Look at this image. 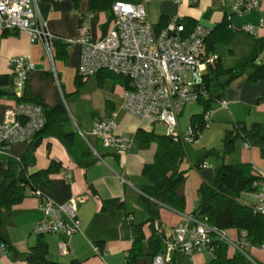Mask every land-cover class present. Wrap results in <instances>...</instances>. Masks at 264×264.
<instances>
[{
	"label": "crops",
	"instance_id": "crops-1",
	"mask_svg": "<svg viewBox=\"0 0 264 264\" xmlns=\"http://www.w3.org/2000/svg\"><path fill=\"white\" fill-rule=\"evenodd\" d=\"M109 1L110 4L113 1L143 2L149 21L157 29L163 28L172 18L209 29L212 36L204 44L203 54L208 57L215 56L221 68L222 56L219 48L232 45L238 33H242V27H260L258 37L254 38L264 37V0H259L257 10L243 17L231 15V0H197L195 5L189 0H183L178 5L170 0ZM36 6L39 19L61 41L53 44L50 60L43 46L31 43L27 34L0 30V76L7 77L9 82L7 86L0 87V122L7 110L24 103L19 102L23 95L36 98L47 108H53L60 102L64 104L68 114L65 130L72 133L73 143L68 147L61 138L44 135L34 152L35 164L27 169V173L34 174L45 170L51 163L58 167L57 172L39 190L43 198L57 205L82 199L76 211L79 231L71 237L63 234L41 237L33 235V227L42 219L40 206L43 198L33 196L28 190L26 197L0 220V244L7 249V254L0 257V264H32L25 258L36 245L45 246L46 259L59 264H152L155 257L164 256L166 243L170 241L182 216H192L198 199L197 190L201 184H210L214 180L216 171L206 160V155L201 156L196 164H192L193 155L203 144V132L210 127L209 124L207 128H197L199 117H194L200 116L203 108L197 103L200 111L189 115L186 126L181 125L183 109L177 118L181 135L190 126L200 132L198 139L183 146V163H190L187 170H183L182 163L180 170L187 171L188 177L177 189V194L185 200L184 213L160 207L153 210L151 215L140 199V189L147 184L142 170L153 163L157 145L156 142L135 135L138 130H142L163 136L165 133L155 131V126L161 124L141 121L123 110L122 92L125 84L113 77L114 75L107 72L86 78L78 75L81 55L78 39L82 20L86 15H93L88 26L91 40L97 41L107 31L111 18L110 9L92 11L89 0H36ZM70 41L71 44L68 43ZM24 56L31 58L34 71L28 76L19 97L18 91L13 90L14 77L8 63L11 59ZM222 69L234 71L232 68ZM209 71L210 66H207L202 79ZM248 75L249 71L247 75L233 80L219 92L220 98L211 103L209 111L212 112L214 121L212 130L217 131L226 121L227 118L221 116L225 110L229 112L234 125L241 124L245 127L247 125L242 120V114L246 108H249L248 119L251 118L254 106H257L260 114L264 113V79L252 82ZM92 77L95 78L97 86L93 105ZM107 81L113 82L111 88L105 87ZM201 82L202 80L198 84ZM214 103L216 106L213 108ZM221 103L226 104V109H222ZM111 114L116 115V134L130 139L129 149L124 154L104 149L101 141L91 134L93 124L107 119ZM253 124L261 125L260 122ZM219 131L222 133L223 130L220 128ZM31 141L27 144L11 145L7 155L0 156V164L7 159L20 158ZM250 158L253 160L252 156ZM204 163L208 167L202 169L201 165ZM236 164H248L252 168L254 166L244 159ZM189 177L195 180L192 181V187ZM236 234L238 238L239 232L236 231ZM231 236L230 234L229 237L232 238ZM60 243L67 245L66 252L60 251ZM234 253L228 250L227 257H232ZM245 253L251 263L264 264V252L256 247L248 248ZM209 260L205 254L197 253L187 257L175 253L167 264H208Z\"/></svg>",
	"mask_w": 264,
	"mask_h": 264
},
{
	"label": "built area",
	"instance_id": "built-area-1",
	"mask_svg": "<svg viewBox=\"0 0 264 264\" xmlns=\"http://www.w3.org/2000/svg\"><path fill=\"white\" fill-rule=\"evenodd\" d=\"M170 1L178 5L183 0ZM189 1L197 3V0ZM258 7L259 0H231V15L243 17ZM92 17L86 15L79 27L81 55L78 75L86 78L107 72L123 78L127 85L122 92V107L127 114L141 121L163 125L166 136L175 143H192L198 139L200 132L191 126L181 135L177 118L184 106L197 104L206 97L199 90L198 83L202 80L205 68L216 60L215 56L203 54L205 41L211 31L194 25L186 32L178 18H172L163 28L156 29L148 19L143 2L115 1L111 6L107 31L102 38L92 41L88 26ZM259 28L244 26L241 31L251 37H258ZM0 30L27 34L31 43L43 46L50 60L53 44L61 41L39 19L36 0H0ZM68 43L71 44V41ZM8 68L19 96L28 76L34 71V64L30 57L24 56L11 59ZM221 107L225 108V104L221 103ZM211 121L212 112L206 111L202 115L203 127L207 128ZM45 123L43 110L39 106L20 103L7 110L0 122V156L7 155L11 145L27 144L44 128ZM117 127L116 115L111 114L107 119L96 121L91 134L101 141L104 149L124 154L129 149L130 139L117 135ZM207 167L206 163L201 165L202 169ZM257 176L254 192L250 194L253 202L247 205L255 215L264 217V173L257 171ZM32 195L43 198L40 190L32 192ZM81 201L73 199L64 205H57L43 198L40 206L42 219L33 227L32 234L37 237L48 234L71 237L77 233L79 225L76 211ZM219 243L227 245L246 259L248 256L245 251L253 247L247 242L245 231H240L238 238L231 241L225 231L215 230L205 222L185 215L166 243L164 256L155 257L152 264H167L175 253L187 257L199 253L213 259ZM256 248L264 252V246ZM59 249L66 252L67 245L60 243ZM6 254L5 245L0 244V257Z\"/></svg>",
	"mask_w": 264,
	"mask_h": 264
},
{
	"label": "trees",
	"instance_id": "trees-1",
	"mask_svg": "<svg viewBox=\"0 0 264 264\" xmlns=\"http://www.w3.org/2000/svg\"><path fill=\"white\" fill-rule=\"evenodd\" d=\"M113 2L110 4L109 0H89V6L92 11L107 8L111 11ZM182 23L186 32H189L194 26L192 23H185L184 21ZM211 36L212 32L205 43ZM254 47L257 55L264 49V37L255 39ZM210 70L199 85V90L206 94L205 98L198 101L203 112L200 116L194 117H199L197 128L200 130L203 128L202 115L209 111L211 103L220 98L219 92L233 80L239 78L242 72L248 70V78L252 82L264 79V62L256 64L255 56L248 62H243L235 71L223 70L219 66L218 59H216L210 66ZM219 75L226 76V80L220 82ZM113 77L122 80L125 86L127 85L123 78ZM8 84V78L0 76V87H5ZM20 101L35 103L42 107L46 123L44 128L34 136L27 150L18 160L7 159L6 162L0 164V220L26 197L28 190L31 193L39 190L43 183L47 182L48 178L57 172L58 167L51 163L45 170L34 174L27 173V169L35 164L34 152L41 138L44 135L55 136L61 138L68 147L73 143L72 133L65 130L68 114L63 103L60 102L53 108H47L36 98L25 95L19 99ZM135 136L156 142L157 145L153 163L145 166L142 170V175L146 178L147 184L140 189V199L145 208L151 215L153 210L160 207L177 213H184L185 200L177 194V189L186 173L180 170L185 159L184 144L175 143L166 134L156 136L142 130H138ZM238 137L245 141L249 147L253 145L264 147V125L254 124L252 130H248L245 126L236 124L234 130H229L223 139L226 152L233 149V143ZM208 154L214 153L211 151ZM215 156L219 157L218 152L215 153ZM257 178V171L248 164H221L216 170L213 182L201 184L197 190V206L192 217L205 222L209 227L218 231H245L247 242L251 246H264V217L255 215L251 207L238 201L241 194L254 192V183ZM228 250L227 245L219 243L216 247L215 257L210 259L208 264H253L240 253H234L232 257L228 258ZM46 254L45 246L36 245L31 248L30 254L25 259L32 264H59L47 260ZM68 264L78 263L70 262Z\"/></svg>",
	"mask_w": 264,
	"mask_h": 264
},
{
	"label": "rangeland",
	"instance_id": "rangeland-1",
	"mask_svg": "<svg viewBox=\"0 0 264 264\" xmlns=\"http://www.w3.org/2000/svg\"><path fill=\"white\" fill-rule=\"evenodd\" d=\"M255 39L257 38L251 37L246 33L242 32V33H238L237 38L233 40L232 45H230L229 47L221 46V48L219 49L221 50V56H222V63H221L222 68L225 69L232 68L235 71L237 68L240 67V65L243 62L245 61L248 62L254 56L256 58V64L258 62H264V49H262L260 53H258L257 55L255 53L254 50ZM247 73L248 70L242 72V75L245 76L247 75ZM226 78L227 77L224 75H219L218 79L220 80V82H224ZM112 85H113L112 81H107L105 83L106 88H111ZM96 93H97V86H96L95 78L92 77V105L95 104L96 99L94 96L96 95ZM198 104L186 105L184 106V108H182L183 110L181 115V125L184 124L183 126H186L189 115L198 113L200 111V105ZM215 106L216 104L214 103L212 107L214 108ZM256 107L257 106H254L250 119H248L247 117L249 108H246L243 111L242 120L247 125L246 128L248 130H252L254 125L253 122H258V123L260 122L261 125H264V113L260 114ZM222 109H226V104H225V108ZM221 116L227 118L225 121L227 124L223 122V124L219 127V129L221 128V130H223L222 133H220L219 129L217 131L211 129L214 125L213 124L214 121H212L210 123V127L205 129L203 132V136H204V139L202 141L203 144L199 146V149L193 155L192 164L193 165L196 164L201 159V156L206 155L207 156L206 160L210 163L211 167L216 171L218 166H220L221 164L232 165L236 163H241V161L244 159V160H248L252 166L253 165L255 166V167L253 166L254 170L264 173V147L253 145L252 147L249 148L247 147L246 142L243 141L240 137H238L233 143V149L230 152L225 151L223 139L225 138V135L229 130H234L235 125L233 124V120L232 118H230L231 116L228 111L226 110L223 111V114ZM155 131L157 133H165V127L162 125H156ZM211 151L214 154H208ZM216 152H219V157L215 156ZM250 156H252L253 160H251ZM183 166H184L183 170H187L190 168V163L188 161H185L183 163ZM186 177H188V175L185 173L184 179ZM188 179H191V187H192V181L195 180L190 177ZM188 193H190L189 190ZM238 201L243 205L252 203L251 196L249 194H241ZM195 205L197 206V201ZM225 232L228 237L231 234L232 238H237L236 231L227 230ZM232 238H230V240L235 241ZM229 250L234 252L233 249L231 248H229Z\"/></svg>",
	"mask_w": 264,
	"mask_h": 264
},
{
	"label": "water",
	"instance_id": "water-1",
	"mask_svg": "<svg viewBox=\"0 0 264 264\" xmlns=\"http://www.w3.org/2000/svg\"><path fill=\"white\" fill-rule=\"evenodd\" d=\"M15 92H17V90L16 89H13Z\"/></svg>",
	"mask_w": 264,
	"mask_h": 264
}]
</instances>
